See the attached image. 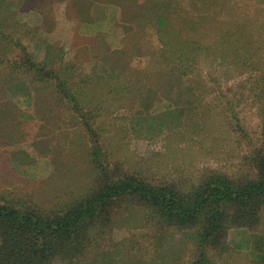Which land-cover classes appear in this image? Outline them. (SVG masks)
Masks as SVG:
<instances>
[{"label": "rangeland", "instance_id": "1", "mask_svg": "<svg viewBox=\"0 0 264 264\" xmlns=\"http://www.w3.org/2000/svg\"><path fill=\"white\" fill-rule=\"evenodd\" d=\"M256 152L264 0H0V206L65 207L124 176L244 186L264 180ZM249 214L200 262L192 232L122 198L84 264H264V205Z\"/></svg>", "mask_w": 264, "mask_h": 264}, {"label": "trees", "instance_id": "2", "mask_svg": "<svg viewBox=\"0 0 264 264\" xmlns=\"http://www.w3.org/2000/svg\"><path fill=\"white\" fill-rule=\"evenodd\" d=\"M14 88L9 89L11 94ZM260 155L256 152V158ZM204 183L200 191L186 194L175 187L124 176L104 184L99 182L97 188L65 207L31 213L0 206V264H84L95 256L93 243L101 237L91 233L92 229L101 231L100 226L104 225L96 224L99 212L122 198H134L149 207L157 214L155 217L167 218L173 229L192 232L200 262L209 261L208 249L219 252L228 248L225 245L231 229L251 227L237 217L241 213L256 215L259 205H264V180L239 186L228 178L212 175ZM235 247L254 252L249 240ZM257 255L260 254L255 251Z\"/></svg>", "mask_w": 264, "mask_h": 264}]
</instances>
